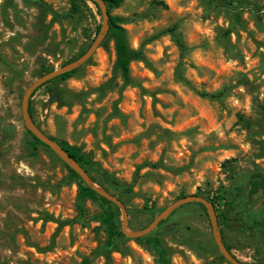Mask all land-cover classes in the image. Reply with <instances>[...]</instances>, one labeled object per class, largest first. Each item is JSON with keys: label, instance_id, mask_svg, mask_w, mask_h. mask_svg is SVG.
I'll return each mask as SVG.
<instances>
[{"label": "rangeland", "instance_id": "1", "mask_svg": "<svg viewBox=\"0 0 264 264\" xmlns=\"http://www.w3.org/2000/svg\"><path fill=\"white\" fill-rule=\"evenodd\" d=\"M43 1L61 15L77 3L83 14L52 23L28 0H0V264H173L176 256L184 264H230L203 205L186 204L160 224L150 234L160 246L123 232L114 236L103 220L112 210L121 229L119 208L79 199L67 164L50 148L32 145L21 111L26 89L44 68L78 59L103 23L91 2L89 11L76 0ZM110 15L122 20L130 47L143 51V60L130 66L132 84L115 70L111 42L72 77L57 81L68 106L53 103L46 87L33 93L36 124L55 141L82 149L103 187L96 184L126 206L130 230L146 228L175 201L203 193L217 206L231 254L244 264L264 263V39L258 38L264 36V0H124ZM111 79L113 88L101 92ZM73 81L83 87L70 89ZM145 97H151L150 112ZM77 105L80 113L70 121ZM89 116L95 121L85 129ZM145 168L151 171L142 176ZM106 175L123 187L111 186ZM48 217L68 225L58 230Z\"/></svg>", "mask_w": 264, "mask_h": 264}, {"label": "trees", "instance_id": "2", "mask_svg": "<svg viewBox=\"0 0 264 264\" xmlns=\"http://www.w3.org/2000/svg\"><path fill=\"white\" fill-rule=\"evenodd\" d=\"M28 1L38 5L40 8L44 9L46 11V13L50 14L52 16V23H60L61 24L62 20L65 18H68V17L73 18L76 16L81 17L83 14V10H82L81 6H79L77 3H72V8L68 14L61 15L60 13H58L56 10H54L48 3L44 2L43 0H34V1L28 0ZM77 1H79L80 3H83L87 8H88L87 3L91 2L93 5H95L97 7L99 12H101L99 6L93 1L76 0V2ZM104 2L106 3V5L108 7L109 13H111V11L113 9L119 8L122 5V3L124 2V0H104ZM89 11H90V9H89ZM121 22H122L121 19L111 16V18H110V29H109V32H108V35H107L105 41L101 45V48L106 51L109 49L110 43L111 42L114 43V49L116 52V61H115V65H114L115 70H118L120 72L125 85H131L133 81H132L131 74H130L131 73L130 66L135 61H142L144 56H143V51L141 49L136 50V49H132L130 47L127 36H126L125 29L121 26ZM100 28H101V26L98 27L97 32H96L97 34L99 33ZM170 32L172 34H174V29H170ZM86 34H87V30H85V35ZM87 39H90V37H87ZM90 45L81 54V56L89 49ZM179 46H183L182 43H179ZM90 62H91V59L87 62V64H89ZM43 70H44L43 73L47 74V73L52 72L54 70V68H44ZM78 70H75V71L66 73L60 77H57L56 79H54V80H52V81H50V82H48V83H46L40 87V88L46 87L48 89V94L51 97V101L53 103H56L58 105V107H66V106H68V103H67L66 98H65V91L59 87V85L57 84V81L72 77ZM111 88H113V80L112 79L107 81L106 83H104L100 87V91L105 92L106 90H109ZM204 96H206V95H204ZM30 114H31V117L33 118V120L35 122L34 114H33V110L31 108V106H30ZM28 133L30 134V136L33 139L32 145L34 147L41 145V146L49 149L48 146L43 144L32 133H30V132H28ZM60 145L64 148L65 151H67L71 155V157H73L75 160H77V162L89 173V175L91 176L93 181H95V183L96 182L98 183V181L94 178V176L92 174V167H91V163L89 161V158L82 152V149L80 147L70 145L68 142H60ZM154 166H156V165L155 164L152 165L150 163H144L141 167H154ZM66 168L69 171L70 178L73 181H75L78 185V198L79 199L98 201L104 206L116 207V209H117L116 205H114L113 203H111L107 199L101 197L96 191H94L90 186H88L81 179L79 174L74 169H72L68 165H66ZM105 179L113 187H116V188H122L123 187V185L118 180H116L115 178H113L109 175H106ZM98 184L103 187V185L101 183H98ZM130 190H131V187L127 189V191H129V192H130ZM196 196H200V197H203L206 199V196L203 193L196 194ZM214 206H215V210L217 211L216 204H214ZM117 211L119 212L118 209H117ZM219 218H220V215H218V219ZM47 221H53V222L57 223L58 224V230H60L64 226L68 225L67 222L55 220L53 217H48ZM103 221L105 224H107L108 231L111 234H113L114 236H123V233H122V231L118 225L117 214L114 211H112V210L111 211H105V217H104ZM164 222H166V220L163 221L162 223H164ZM135 240L138 242H141V243L144 242L148 245H158V246L161 245L160 239H158L157 237H152L151 235H148V236L143 237V238L135 239ZM88 263H89L88 261H85V263H83V264H88Z\"/></svg>", "mask_w": 264, "mask_h": 264}, {"label": "water", "instance_id": "3", "mask_svg": "<svg viewBox=\"0 0 264 264\" xmlns=\"http://www.w3.org/2000/svg\"><path fill=\"white\" fill-rule=\"evenodd\" d=\"M34 1V0H32ZM95 2L102 13L103 23L101 25L100 31L91 43L89 49L78 59L72 61L71 63L60 67L58 69L53 70L50 73L44 74L43 76L39 77L36 81H34L25 91L23 99H22V118L24 122V126L26 130L32 133L35 137H37L43 144L48 146L53 153H55L62 161H64L69 167L74 169L81 179L90 186L94 191H96L101 197L107 199L114 205H116L122 213V225L121 229L122 232L131 239H139L150 235L163 221L167 220L177 209L180 207L190 204V203H199L202 204L207 211L208 217L210 219L212 230H213V237L215 240L216 245L221 253V255L230 263V264H244L238 261L230 252V250L226 247L223 242L222 234L220 231V226L218 222V217L215 211V207L212 202L206 200L203 197L196 196V195H189L182 199H179L166 207L158 217L146 228L133 231L130 230L128 227L129 223V215L126 206L124 203L115 197L112 194H109L104 189L99 187L91 178L89 173L75 160L71 155L64 150V148L60 145L59 142L55 141L53 138L45 134L38 125L34 122L33 118L30 114V100L33 93L39 89L44 84L60 77L66 73L78 70L83 65H85L90 59L93 58L95 53L101 48L102 43L105 41L109 29H110V18L111 15L108 11V7L104 0H90ZM264 264V263H259Z\"/></svg>", "mask_w": 264, "mask_h": 264}, {"label": "clouds", "instance_id": "4", "mask_svg": "<svg viewBox=\"0 0 264 264\" xmlns=\"http://www.w3.org/2000/svg\"><path fill=\"white\" fill-rule=\"evenodd\" d=\"M176 10H177V11H180L181 9H179V8L177 7ZM242 35H243V34H242ZM258 38H259V39H264V36H261V37H258ZM233 41L235 42V38H234V37H233ZM165 42L167 43V39H165ZM134 47H138V44L134 43ZM147 47H148V48H152L153 45H147ZM156 51L159 53V52H161L162 50L159 48V46H156ZM260 51H261V52H264V48L260 49ZM153 59H155V60H159V59H160V56L157 55V56L153 57ZM141 67H143V65H141ZM146 74L149 75L150 77L152 76V74L149 73V72H147V70H146ZM161 79L163 80V77H161ZM68 86H69L70 89H75V90L79 91V90L83 87V81H81V82H75V81H73V82H69V85H68ZM219 86H220L219 84L216 85L217 88H219ZM144 87H145V88H150L151 85H149V84L146 83V84H144ZM239 91H240V92H243L244 90H243V88H241V89H239ZM93 98H94V97H93ZM161 98L163 99V97H161ZM144 99H145V101H146L147 107H148L149 112H150V106H151V103H152L151 97H145ZM230 103L239 106V101H238V100L232 99V100H230ZM97 107H99V105H97ZM157 108H158L161 112H164V111H165L163 108L160 107V105H157ZM66 111H67V109H63L62 112H61L60 114H62L63 112H66ZM79 113H80V108H79V106H78V105H77V106H74L73 109H72V115H71L68 119H69L70 121H74V120L76 119V117L79 115ZM94 121H95V117H94V116H89V117L87 118V123H85L82 127L86 129V128H88L92 123H94ZM113 123H117V122H116V121H113ZM139 131H143V129H139V128H138V129H137V132H139ZM120 139L123 140V139H124V136L122 135V136L120 137ZM153 139H155V138H153ZM91 141H92V137H91V136H87V137H85V139H84V143L89 145V149H90L91 146H92ZM116 143H119V141L114 139V140H113V144H116ZM144 143L147 144L148 142L145 141ZM180 143H187V141H186V140H181ZM100 147L103 148L105 151H108V149L105 147L104 144L101 143ZM86 150H88V149H86ZM159 150H160V149H159V147H158V148H157V153L159 152ZM116 155L118 156V155H120V153H117ZM152 159H153V161H155V160L157 159V156L154 154L153 157H152ZM136 162L138 163L139 161H136ZM131 163H132V162H129V164H128L129 167H130ZM117 167H120V165H117ZM150 171H151L150 169L145 168V169L142 170L141 175L143 176L144 174H146V173H148V172H150ZM167 183H168V181H165V184H166V185H167ZM148 186H149V187H156L154 184H149ZM66 191H67V189H66ZM50 227H55V226H54V225H51ZM65 232H67V229H65ZM114 255H116V258H117V259H119L118 254H114ZM187 255H188L193 261H195V257H194V255H193L191 252H188ZM143 258H144L145 261H149V259H150V257H149L147 254H144V257H143ZM239 258H240L241 260H244V259H245L244 256H240ZM101 264H103V261H101ZM127 264H132L131 260H129V261L127 262ZM173 264H184V261H183V259H182L181 257L176 256V257H173Z\"/></svg>", "mask_w": 264, "mask_h": 264}]
</instances>
